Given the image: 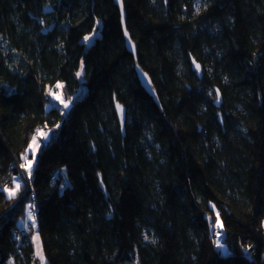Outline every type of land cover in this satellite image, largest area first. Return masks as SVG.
Instances as JSON below:
<instances>
[{
    "label": "trees",
    "instance_id": "1",
    "mask_svg": "<svg viewBox=\"0 0 264 264\" xmlns=\"http://www.w3.org/2000/svg\"><path fill=\"white\" fill-rule=\"evenodd\" d=\"M122 2L160 108L113 0H0V264H31L18 228L29 205L47 264H264V0ZM13 76L83 94L66 112L38 97L32 112ZM42 128L50 140L25 176Z\"/></svg>",
    "mask_w": 264,
    "mask_h": 264
},
{
    "label": "rangeland",
    "instance_id": "2",
    "mask_svg": "<svg viewBox=\"0 0 264 264\" xmlns=\"http://www.w3.org/2000/svg\"><path fill=\"white\" fill-rule=\"evenodd\" d=\"M85 36H90L91 37V40L90 42H85L84 40V37ZM83 37V40H82V44L81 46H79L78 48V52H79V59H78V62L74 65V69L76 71V74L80 72V69H81V61L83 58H85L87 55L95 52L97 50V40H98V37H97V33L95 32V30L93 29H90ZM77 80H78V83H79V80H80V76L78 77L77 76ZM11 82L12 84L15 85L16 89H17V92H18V97L20 98V100H22V102L25 103V105L29 108V110H31L32 112L35 110V105H36V102H37V99L38 97H42L44 98L45 101H49L51 106H59L61 108L62 111L66 112L68 109H64L63 108V105L58 101V100H55L53 99L52 96H50L48 93L49 91L55 93V94H59V95H62L61 90H62V87L61 88H57V84L49 87L47 90L43 91V90H40L37 88V86L35 84H24L22 83L19 79H17L16 77H12L11 78ZM83 94V89L80 85H78V87L69 92V93H66V100L67 98H71V102H70V105L69 107L71 106V104L81 98ZM44 101V102H45ZM41 132H45L48 134V138L47 139H43L41 138L38 134L41 133ZM37 138V143L40 145L37 149H36V153H35V158L37 157V154L38 152L40 151L41 147L43 146H47V143L49 142L50 140V131L49 129H40L38 131V133L36 134L35 136ZM32 143V141H31ZM30 143V144H31ZM27 152H28V156H27V159L28 160H31L32 161V165H34L35 163V158H33L32 156V152L31 150L27 149ZM25 161L21 159V164L24 163ZM20 164V165H21ZM33 168V166H32ZM19 171L22 172L25 176L28 175V173L22 169L21 167L19 168ZM21 173V174H22ZM21 179L20 178H16L15 182L13 181V179L11 180L10 184H9V191H13L15 190V184L16 183H19L21 185ZM24 182V181H23ZM19 192H22V187H20V191ZM8 194V192H7ZM9 196V195H8ZM31 211L29 208L27 209V212H26V217L22 220L19 221V226L20 227H23V228H19V230L22 232V231H25L26 234L29 235V239L31 240L32 242V245H33V249H34V252L37 253L38 250L40 252H42L43 254V249H42V242H41V239H40V236L39 234L37 233V225L35 228H32L31 227V224L33 223L32 220H29L28 218V212ZM32 212V211H31ZM32 215L34 216L33 212H32ZM35 224H36V220H35ZM262 227L264 229V222L262 224ZM218 230H220V227H216V233H215V236H214V246L216 248V250L220 253V255L222 256H226L224 254V251L222 249H218L216 247V244L217 242H220L222 243V233H219ZM24 233V232H23ZM217 233H219V235H217ZM33 236H38L39 237V249L37 248V244L36 242L33 241ZM18 237V236H17ZM223 244V243H222ZM224 248L226 249V247L224 246ZM34 256V255H33ZM35 257V256H34ZM43 257H44V254H43ZM36 258V257H35ZM37 261V264H42L39 256L37 257L36 259ZM10 264H15V262L13 260L10 261ZM43 264H47L46 263V260H45V257H44V261H43ZM132 264H139V261H138V257L134 258V260L132 261Z\"/></svg>",
    "mask_w": 264,
    "mask_h": 264
},
{
    "label": "snow or ice",
    "instance_id": "3",
    "mask_svg": "<svg viewBox=\"0 0 264 264\" xmlns=\"http://www.w3.org/2000/svg\"><path fill=\"white\" fill-rule=\"evenodd\" d=\"M122 20H123V13H122ZM125 35H127V32H125ZM84 40H85V42H90L91 37H90V36H85V37H84ZM199 67H200L199 65H196L197 70H199ZM80 75H81V73H77V76H78V77H79ZM145 75H146V74H145ZM56 87H57V88H61L62 85L57 84ZM48 94H49L50 96H52L53 99L58 100V101L63 105V108H64V109H68V108H69V105H70V102H71V98H67V100H66L63 96H61V95H59V94H55V93H53V92H51V91H49ZM216 95H217V97H219V92H217ZM217 103H219V99H217ZM117 107H118V109H119V105H118ZM62 114H64V113H62ZM38 135H39L41 138H43V139H47V138H48V134L45 133V132H41V133H39ZM39 146H40V145L37 143V138H36V137H33L32 143L29 145V149H30L31 152H32V156H33V158H35L36 149H37ZM27 156H28V152L26 151L25 154L21 157V159L24 160L25 162L22 163V164L20 165V167H21L22 169H24V170L28 173L29 177H31V171H32V166H33V165H32V161L27 159ZM15 180H16V178L13 177V181H14V182H15ZM20 187H21V185H20L19 183H16V184H15V190H13V191H9V189H8L7 187H5V188H4V191L8 192L9 198H14L15 195H16V193L19 191ZM31 208H32V206L29 205V209H31ZM28 218H29V220H32V221H33V223L31 224V227H32V228H35V227H36V224H35V218H34V216L32 215V212H31V211L28 212ZM215 226H216V227H222V225L220 224V220H219V215H218V214H217V220H216V225H215ZM217 235H219V233H217ZM147 239H148V237L145 236V240H147ZM33 241L36 242V244H37V248L39 249V237H38V236H33ZM153 242H154V241H153ZM216 247H217L218 249H222V250L224 251V254H225V255H228V254H229V253H228V250L224 248V245H223L222 243L217 242ZM37 255L39 256V258H40V260H41V262H42V264H43L44 257H43L42 252H40V251L38 250Z\"/></svg>",
    "mask_w": 264,
    "mask_h": 264
},
{
    "label": "water",
    "instance_id": "4",
    "mask_svg": "<svg viewBox=\"0 0 264 264\" xmlns=\"http://www.w3.org/2000/svg\"><path fill=\"white\" fill-rule=\"evenodd\" d=\"M117 8L119 9L120 12V17H121V26H122V34H123V39L125 43L126 50L133 56L134 61H135V72L137 75V79L140 83V86L144 89V91L152 98L154 103L160 108L159 101L155 92V89L152 85V82L149 78V76L143 72L137 63V56H136V46L132 42L129 33L126 29V22H125V12H124V5L122 0H113ZM122 13H123V20H122ZM125 32H127V35H125ZM146 74V75H145ZM208 224L211 225V221L208 220ZM214 229H210V237L213 236Z\"/></svg>",
    "mask_w": 264,
    "mask_h": 264
},
{
    "label": "built area",
    "instance_id": "5",
    "mask_svg": "<svg viewBox=\"0 0 264 264\" xmlns=\"http://www.w3.org/2000/svg\"><path fill=\"white\" fill-rule=\"evenodd\" d=\"M11 180H12V178H11V176H10V178L8 179V181L6 182V184L3 186V189L5 188V187H7V188H9L10 186H9V184H10V182H11ZM20 233H21V231H19ZM19 232H16L15 234L17 235V234H19ZM250 255H251V252H246L245 253V257L246 258H250ZM31 264H37V261H36V258L33 256L32 258H31Z\"/></svg>",
    "mask_w": 264,
    "mask_h": 264
},
{
    "label": "crops",
    "instance_id": "6",
    "mask_svg": "<svg viewBox=\"0 0 264 264\" xmlns=\"http://www.w3.org/2000/svg\"><path fill=\"white\" fill-rule=\"evenodd\" d=\"M18 228H23V227H20V226H19ZM22 232L26 233L25 231H22ZM34 256H35L36 259H37V257H38L37 253L34 252Z\"/></svg>",
    "mask_w": 264,
    "mask_h": 264
}]
</instances>
